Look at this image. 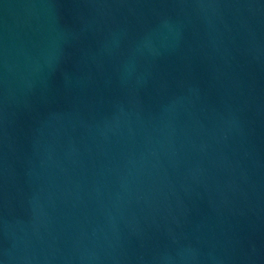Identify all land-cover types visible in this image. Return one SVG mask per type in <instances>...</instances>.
I'll list each match as a JSON object with an SVG mask.
<instances>
[{"label": "water", "instance_id": "95a60500", "mask_svg": "<svg viewBox=\"0 0 264 264\" xmlns=\"http://www.w3.org/2000/svg\"><path fill=\"white\" fill-rule=\"evenodd\" d=\"M0 264H264V0H0Z\"/></svg>", "mask_w": 264, "mask_h": 264}]
</instances>
